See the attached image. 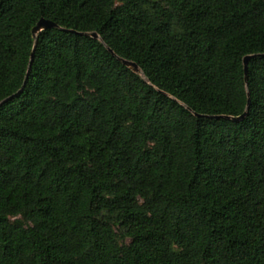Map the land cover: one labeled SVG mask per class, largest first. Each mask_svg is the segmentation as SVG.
Wrapping results in <instances>:
<instances>
[{
    "label": "trees",
    "instance_id": "trees-1",
    "mask_svg": "<svg viewBox=\"0 0 264 264\" xmlns=\"http://www.w3.org/2000/svg\"><path fill=\"white\" fill-rule=\"evenodd\" d=\"M0 264H264V0H0Z\"/></svg>",
    "mask_w": 264,
    "mask_h": 264
},
{
    "label": "water",
    "instance_id": "water-1",
    "mask_svg": "<svg viewBox=\"0 0 264 264\" xmlns=\"http://www.w3.org/2000/svg\"><path fill=\"white\" fill-rule=\"evenodd\" d=\"M53 27H58V25L56 23H54L53 21L41 18L37 22V24L32 28V34L34 36H36L37 33H39L40 31L45 30V29H49V28H53ZM80 34L89 35V36H91L93 38H98V34L95 33V32H93V33H80ZM110 52L113 53L111 50H110ZM250 57L251 56H246L244 58V60H243L244 72H245V80L246 81H247V63H248V60H249ZM31 59H33V55L32 54H31ZM120 60L122 61V63L124 65L129 67L133 72H135L137 74H141L142 73V71L139 68V66L137 65V63H135V62H133L131 60H126V59H122V58H120ZM244 116H245V114H243V115H241L239 117H232V116H219V117L237 121V120L243 119Z\"/></svg>",
    "mask_w": 264,
    "mask_h": 264
}]
</instances>
